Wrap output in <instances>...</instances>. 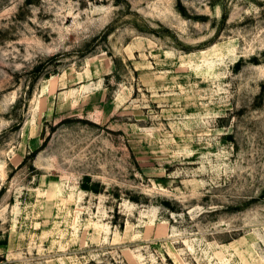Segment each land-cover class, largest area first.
Returning <instances> with one entry per match:
<instances>
[{
	"label": "rangeland",
	"instance_id": "374dc122",
	"mask_svg": "<svg viewBox=\"0 0 264 264\" xmlns=\"http://www.w3.org/2000/svg\"><path fill=\"white\" fill-rule=\"evenodd\" d=\"M0 264H264V0H0Z\"/></svg>",
	"mask_w": 264,
	"mask_h": 264
}]
</instances>
